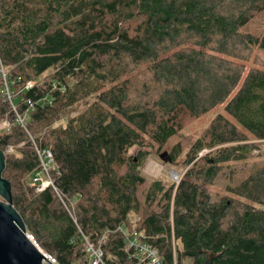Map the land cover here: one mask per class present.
Listing matches in <instances>:
<instances>
[{"label":"trees","instance_id":"trees-1","mask_svg":"<svg viewBox=\"0 0 264 264\" xmlns=\"http://www.w3.org/2000/svg\"><path fill=\"white\" fill-rule=\"evenodd\" d=\"M263 9L264 0H0V55L17 94L14 110L0 72V121L12 122L11 131L0 130L4 176L46 253L88 264L83 233L93 241L106 234V260L123 258L126 238L115 226L140 211L136 189L145 181L129 150L148 139L161 147L189 120L221 108L187 152L191 166L180 182L151 183L148 197L161 194L163 202L148 205L158 211L140 228L167 264L174 254L178 264H264V168L228 186L229 196L213 200L210 192L223 164L259 146L244 142L249 135L264 140V64H245L264 38L240 31ZM137 73L151 88L134 98ZM29 80L39 86L25 89ZM35 145L54 153L58 193L32 185ZM127 160L135 172L119 173ZM59 195L74 199L76 216Z\"/></svg>","mask_w":264,"mask_h":264},{"label":"rangeland","instance_id":"rangeland-1","mask_svg":"<svg viewBox=\"0 0 264 264\" xmlns=\"http://www.w3.org/2000/svg\"><path fill=\"white\" fill-rule=\"evenodd\" d=\"M240 31L254 34L259 38L261 37L264 38V9L258 11L245 26L240 28ZM256 62H262L264 64V49L260 48L258 45H253V50L251 52V55L249 59L245 62V64H247V70L250 68V66H252ZM143 78L144 76L140 73H137L134 78V84L136 87V91H134V93L132 91V95L134 98H136V95L145 96V94L151 88L149 87L150 84L144 83L145 81L143 80ZM92 100L93 98H90L89 102H91ZM15 101H17V99ZM86 106L87 103L82 102V104L79 105L76 110H72L71 114L77 115L79 112L84 110ZM220 109L221 108L215 109L200 119L189 120L188 122L185 123L184 128L181 131H179L177 135L171 137L167 141V143H165L161 147H159L158 143L152 142L150 139H148L147 146L144 147L134 146L129 150L127 156L132 155L133 157H135V162L139 164L138 167L139 170H137V172L140 175L144 176L145 181L139 184L136 189V197L139 200L140 211L137 213H130L129 214L130 217L127 219V221L135 222L136 226L140 227L141 220L144 219L149 212L158 211V210H150V208H156L155 204L152 206H148L152 203L163 202L161 199V194H158L157 196H155V198H153L154 195L148 197V192L150 190L151 183L154 180H162L165 183V186L169 187V185L172 183L175 184L177 182H180L182 176L191 166V164L190 165L186 164L187 152L190 150L192 144L199 137L203 136L205 132L204 130L207 128L213 117L220 111ZM244 142L258 143L259 146L256 149H254V151L246 159L230 161L229 163L222 165L223 171H221V174L219 178L216 179L215 183L210 186V192L213 200H219L225 196H229L230 192L228 191V186H235L239 182L246 179V177H248L251 173L255 172L258 169L264 168V140L255 139L252 135H249V138ZM219 147L220 146L204 149V151L203 150L201 151L199 156H202L203 154L210 155ZM179 148H180V152L177 156H175L174 160L166 161L160 156L163 152L166 151L167 154L164 155V157H168L170 156V153L172 151L174 153ZM141 149L146 150L148 152L144 159L138 158L139 150ZM18 155L20 154L18 153ZM153 161L158 162L163 167L162 172L159 173L158 175L152 173L149 170L150 164ZM117 170L119 173L123 174L126 172H132L134 169H132L129 166L127 160L125 164L118 166ZM236 198L245 201L247 203L260 206L258 203H255L248 198L238 197V196ZM145 210L146 212L144 213ZM172 220L173 219L171 217L170 221H171V225L173 226ZM118 226H120V224L115 227ZM85 250H86V246H85ZM83 259L84 257L81 256L80 261H82Z\"/></svg>","mask_w":264,"mask_h":264},{"label":"built area","instance_id":"built-area-1","mask_svg":"<svg viewBox=\"0 0 264 264\" xmlns=\"http://www.w3.org/2000/svg\"><path fill=\"white\" fill-rule=\"evenodd\" d=\"M0 72L4 77L2 93L7 98V100L12 104L14 110L17 109L16 106V97L17 94L12 89V85L15 83L13 80L8 77L5 67L3 65L1 55H0ZM20 79V78H18ZM39 86L38 80H29L26 85L25 89H31L33 87ZM33 106V104L31 103ZM17 122L22 124L24 127L26 125L25 117L22 115H17ZM12 122L9 119H3L0 121V130H6V132L11 131ZM27 129V128H26ZM14 149L12 146H8L7 151L12 152ZM35 151L37 157L39 159V168L33 174L32 185L36 188L38 192H42L47 188L52 187L57 193L58 188L54 182L52 177V169L56 165L55 156L51 148L49 147H40L35 145ZM58 195V194H57ZM61 201H63V197L59 195ZM72 215L76 216L73 212L74 209V200L72 199L71 202L63 201ZM76 218V217H75ZM127 227H132L133 232L129 239V245L127 246L126 252L128 253V259H132L130 264H167L165 262V258L160 254L159 250L153 246L150 242H148V235L146 230L139 229V226H136L135 222L127 221L124 225H120L115 228V231L119 230L123 233H127ZM82 232V231H81ZM83 233V232H82ZM30 237L35 241V238L32 234H29ZM85 246L88 256V264H106L105 263V255L103 250V245L105 244L106 234L102 235L98 241H93L90 239L89 236L83 233ZM47 258L53 262L54 264H61L59 260L51 254L45 253ZM48 260V261H49ZM49 261L47 264H52ZM128 263V261H126ZM173 264H178L176 259V254H174V261Z\"/></svg>","mask_w":264,"mask_h":264},{"label":"water","instance_id":"water-1","mask_svg":"<svg viewBox=\"0 0 264 264\" xmlns=\"http://www.w3.org/2000/svg\"><path fill=\"white\" fill-rule=\"evenodd\" d=\"M166 154L163 152L161 158L171 160L164 157ZM6 165V154L0 146V264H47L50 260L46 252L30 237L14 206L12 182L4 176ZM205 264H212V258H208Z\"/></svg>","mask_w":264,"mask_h":264},{"label":"bare ground","instance_id":"bare-ground-1","mask_svg":"<svg viewBox=\"0 0 264 264\" xmlns=\"http://www.w3.org/2000/svg\"><path fill=\"white\" fill-rule=\"evenodd\" d=\"M149 170H150L152 173L158 175L159 173L162 172L163 167H162V165L159 164L158 162L153 161V162L150 164V168H149ZM124 224H125V223H124ZM124 224H122V225H124ZM139 229H143V228H140V227H139ZM144 230H145V229H144ZM115 232L120 233L121 235L125 236V238H126V245L123 247V258H116V259L114 260L113 263L108 262V261L106 260V252H107V251H106V249H105V247H104V245H103L102 247H103L104 255H105V263H106V264H130V262L132 261V259H128V253L126 252V249H127V246L129 245V239H130V237H131V235H132L133 228H132V227H127V233H123V232H121V231H119V230H117V231H115ZM105 241H106V240H105ZM173 246H174V251H176V244H175V238H174V236H173ZM126 261H128V263H126Z\"/></svg>","mask_w":264,"mask_h":264}]
</instances>
